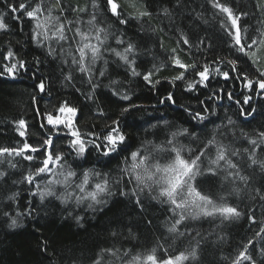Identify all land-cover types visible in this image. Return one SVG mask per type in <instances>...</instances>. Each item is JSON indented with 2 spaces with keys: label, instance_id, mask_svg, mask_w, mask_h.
Instances as JSON below:
<instances>
[{
  "label": "trees",
  "instance_id": "obj_1",
  "mask_svg": "<svg viewBox=\"0 0 264 264\" xmlns=\"http://www.w3.org/2000/svg\"><path fill=\"white\" fill-rule=\"evenodd\" d=\"M41 2L44 9L53 10L54 16L60 15L62 6L64 17L79 20L73 27L84 31L89 28L87 21L95 14L97 25L108 32L106 47L123 51L124 45L116 43L117 37L125 44L136 45L130 59L135 58L134 67L141 75L133 76L131 68L109 51L103 52V58L92 66L90 74L81 73L72 63L73 57L79 59V54L71 40L61 42L63 49L54 40H34L35 21L23 13H11L8 4L25 3L31 10ZM117 2L121 5L122 15L128 18L127 24H120L111 16L105 0H96L98 7H93V0H61L60 5L56 0H0V17L7 25L6 30H0V68L20 60L26 62V70L18 71L14 77L0 76V147H21L25 141L40 147L43 140L51 136L55 151L64 153L66 165L77 172V182L80 173L94 169L108 175L116 193L108 198L102 211L89 208L90 201L78 205L73 199L64 205L48 197L41 202L39 194L33 196L31 193L37 191L36 184L43 189L45 179L38 177L30 185L23 178L34 171L44 156L32 153V161L15 155L0 157V171L6 172L0 179V212L10 214L9 217L0 214V264H93L100 258L101 250L109 248H118L121 253L127 251L129 256L125 259L147 254L152 249H157L158 256H164L165 249L168 256H175L195 248L196 259L185 264H233L246 250L252 259H240V264H264V232L260 231L264 228V200L257 194V190L264 194V173L256 166L250 167L248 159L253 148L250 140H256L260 145L255 149L256 157L264 159L261 150L264 138L260 137L264 132V94H258V89L250 91L246 88L240 72L232 71V66L227 63L239 56L236 67L255 80L264 67V46L256 49L259 54L256 64L238 53L229 36L233 29L228 14L213 6L215 0ZM219 3L230 7L236 15L247 13L238 21L243 38L264 39V11L261 10L264 0H219ZM142 11L151 15L137 18ZM45 16L47 11L40 16L41 21ZM68 35L71 37L72 33ZM184 39L189 43L184 44ZM52 49L55 52L49 55ZM9 51L14 57L4 60ZM173 57L189 66L195 64L199 70L207 65L210 79L187 90L188 84H196L199 77L189 67L183 80H175L183 69L174 66ZM99 71H104L105 75L100 76ZM148 72H153L152 83L143 79ZM224 72L229 73L228 79L224 78ZM41 81L45 85L44 92L37 87ZM169 93L173 95L174 103L167 100ZM125 95L130 99L121 98ZM246 96L251 97L247 104L244 103ZM65 102L78 110L74 119L82 134H99L106 131V125L118 120L127 136L126 145L122 146L124 150L104 156L89 145L84 157H76L69 149L67 130L61 127L58 133L49 131L51 126L46 125L43 115L57 114L56 109ZM130 105L137 107L123 112ZM205 108L207 112L202 111ZM198 111L207 117L205 121L192 118ZM249 112L252 114L247 115ZM21 119L27 126L24 137L17 131V122ZM164 121L168 122L167 126ZM41 124L46 126L41 128ZM164 127L172 131L187 128L194 134L179 138L193 149V155L204 148L214 133L218 141L239 150V155L231 158L239 165L241 174L249 177L247 184L239 180L235 185L226 183L222 179L223 172L218 176H200L196 181L199 189L217 202L223 196L237 207L241 212L239 218L229 221L219 217L189 219L178 226L179 231L185 233L178 236L167 231L173 222L168 205L143 196L144 210L141 211L133 199L120 196V188L128 191L134 186L127 183L128 177L121 171L126 167L125 157L139 148L145 139L157 143L163 140L165 133L161 128ZM85 139L91 138L85 136ZM205 151L202 167L215 158V148ZM8 161L16 167H10ZM116 180L121 183L115 184ZM54 187L57 194L64 191L60 185ZM233 187L241 189L239 195L230 194ZM12 193L19 194L15 202L7 200ZM29 208L33 210L31 216L19 217L22 226L9 227L11 217ZM77 216L81 218L79 223ZM113 232L117 235L113 236ZM102 264H113V258L105 255Z\"/></svg>",
  "mask_w": 264,
  "mask_h": 264
},
{
  "label": "snow or ice",
  "instance_id": "obj_2",
  "mask_svg": "<svg viewBox=\"0 0 264 264\" xmlns=\"http://www.w3.org/2000/svg\"><path fill=\"white\" fill-rule=\"evenodd\" d=\"M57 5L61 4V0H56ZM106 9L111 14L117 18L120 24H127L128 18L122 15L121 5L117 0H105ZM218 7L222 12L228 14V19L231 21V28L234 32H229L234 40V47L237 52L248 58L252 64H256L257 61L254 59L256 56V49L260 45H264V39H252L251 37L243 38L242 29L238 23L242 15H247V13H241L240 15L234 14L230 7L219 3V0H215L213 5ZM259 7V5H257ZM93 7H98L96 0H93ZM8 8L11 13H23L32 21H35L34 35L33 39L40 41L42 40H54L63 49V44L61 42H68L71 40L72 43L76 45V51L79 54V59L73 57L72 63L78 66V70L81 73L90 74L92 71V66L96 62L103 58V52L109 51L114 54L119 61H122L125 65L131 68V74L133 76H139L141 73L136 71L135 58L130 59V54H133L136 50V45L132 42L125 44L123 39L119 37L116 38V43L118 45H124L123 51H117L115 48L106 47V41L108 39V32L106 28L97 25V17L95 14L87 21L89 26L87 31L82 30L80 27H73V24L79 23V20L71 21L64 17L63 13L65 9L61 6L59 8L60 15H53L52 9H44L42 2L36 4L31 10H28L29 5L25 3H20L18 6L13 4H8ZM264 11V8L261 9ZM44 11H47V16L41 21L40 16ZM76 11V9H72ZM79 11H86V9H80ZM151 13L148 11H142L139 13L137 18H143L145 16H150ZM7 25L4 19L0 17V30H6ZM71 32L72 36L69 37L68 33ZM95 41V43H93ZM184 44H188L189 41L184 39ZM55 49L49 52V55H53ZM14 57V53L9 51L4 57V60H11ZM240 59L237 56L236 60L227 61L228 64L232 66V71H239L240 77L245 81V87L250 91L259 90L258 94H264V72L259 73V77L255 80L250 78L247 73L236 67L237 61ZM174 66H178L183 71L175 77V80H183L185 78V72L191 67L195 75L199 77V81L196 84L189 83L187 90H192L197 84H204L210 79V69L207 65L203 66L202 70H199L195 64L189 66L184 64L178 57H173ZM107 63V61H105ZM20 70H26V62L23 60L17 63L5 64L0 68V76L7 74L8 76L14 77L16 73ZM216 71H219L217 69ZM100 76H104V71H99ZM153 72H148L143 75V79L152 83L151 77ZM223 76L225 79L229 78V73L224 72ZM71 79V77H68ZM89 82L91 83V76L89 75ZM115 83V81H113ZM159 83V81H156ZM40 92H44L45 85L41 81L37 85ZM95 88L96 85L93 84ZM115 94V93H114ZM124 100L130 99L129 96L125 95L121 97ZM229 99H231V94H229ZM251 97H245L244 103L247 104ZM167 100L174 103V98L171 93H169ZM164 101L162 100L161 103ZM137 107L136 105H130L123 109V112L130 111L131 108ZM77 109L70 107L65 102L60 105L56 112L53 114L51 112L45 113L44 118L46 120V125L51 126L49 131L56 130L58 133L63 129H66V135L70 137L69 149L72 153H75L76 157H84L88 152L89 145L94 148L97 152L104 156H110L112 153L124 150L122 146L126 145L127 136L121 130L118 120H113L110 125H106V131L101 133L88 132L82 134L80 129L75 125V117L77 116ZM207 112L208 109L202 110ZM254 112V110H252ZM39 114V113H38ZM123 114V113H122ZM252 112L247 113L251 115ZM192 118L203 122L207 117L201 114L200 111L192 114ZM18 133L20 137L25 136L26 122L21 119L18 122ZM165 126L168 125L167 121L163 122ZM232 121L229 120V124ZM41 124V128L46 126ZM153 128L157 125H152ZM161 131L165 133V138L160 140L158 143L154 140L145 139L139 148L135 151H131L128 156L125 157L126 167L121 171L124 175L128 177L127 183L133 184L134 186L125 191L124 188H120L119 194L122 197H128L134 200L136 206L140 208L141 211L144 210L143 196H147L152 200L159 201L160 203L169 206V211L172 213L173 222L171 226L168 227L167 231L171 234H176L178 236H183L185 233L180 232L178 226L183 224L186 220H198L200 218H216L219 217L222 220L229 221L240 217L241 212L237 207L229 204L225 197H220V202L214 200V198L199 189L197 186V177L204 175L218 176L220 172H223V181L226 183L236 184L239 180L247 184L249 177L242 175L239 170V165L233 161L231 157L239 155V150L232 149L228 145L216 139V133L212 135L211 139L207 140L204 148L197 151L194 155L193 149L183 144L180 141V137L194 136V134L189 133L187 128L176 129L172 131L167 127L161 128ZM219 128L217 129V132ZM85 136L91 139H85ZM94 137V138H93ZM260 137L264 138V132L260 133ZM97 141H100L97 143ZM249 143L253 146L252 152L248 159L250 160V167L256 166L262 173H264V159H258L255 155V149L260 147L256 140H250ZM264 143V141H262ZM215 148V158L208 161L206 167H202L203 159L206 156L205 149ZM264 151V148L261 149ZM248 152V149H244ZM32 153H41L44 159L40 164L35 167L34 171L25 176L24 182L28 184H34L38 177L45 179V187L40 188L39 184H36L37 191L32 192L31 195L35 196L39 194L41 202L46 198L52 197L59 200L61 204L67 205L70 200H75L76 204H82L85 201H90L88 207L94 211H102L108 204V198L113 197L116 193L113 191L114 183L108 178V175L101 174L94 169L84 170L79 174V182H77L78 174L71 168V166L66 165L65 154L62 152H56L55 146L53 144V139L51 136L43 140L40 147H34L26 141L22 143L21 147L10 148V147H0V157L3 156H21L23 159L32 161L34 159ZM223 162V163H222ZM2 163V161H0ZM9 166L12 168L16 167L15 163L8 161ZM51 175L52 178L47 177ZM6 176V172L0 171V179ZM95 178V182L92 183ZM123 176L121 177V180ZM121 180H116L115 184H120ZM55 185H60L64 191L57 194ZM126 187V185H125ZM72 191H69V189ZM241 189L238 187H233L232 193L239 195ZM79 194H76V193ZM261 200H264V194H260L257 190ZM19 194L12 193L7 197V200L15 202ZM97 206H100L97 208ZM32 209L29 208L26 212H17L15 217H11V223L9 227L17 228L22 226L18 221L19 217L27 215H32ZM5 217H9V212H0ZM80 217H76L77 223L80 221ZM253 222H255L253 220ZM150 223V221H149ZM264 232V228L260 229ZM259 235V233H257ZM113 236L117 233L113 232ZM164 256L157 255V249L150 250L147 254L132 255L129 259L125 257L129 256L127 251L121 253L118 248L102 249L99 254V259H96L93 264H102V260L105 255L113 258V264H185L186 261L190 259L194 260L197 257L196 249L193 248L191 252L185 253L180 252L175 256H168L167 250H164ZM240 259L251 260L252 258L246 254V250L239 254V257L233 264H240Z\"/></svg>",
  "mask_w": 264,
  "mask_h": 264
},
{
  "label": "rangeland",
  "instance_id": "obj_3",
  "mask_svg": "<svg viewBox=\"0 0 264 264\" xmlns=\"http://www.w3.org/2000/svg\"><path fill=\"white\" fill-rule=\"evenodd\" d=\"M233 32H234V29H233ZM263 37H264V36H263ZM263 46H264V45H263ZM258 57H259V54L256 52V56L254 57V59L257 60ZM263 62H264V61H262V64H264ZM261 71L264 72V67L262 68Z\"/></svg>",
  "mask_w": 264,
  "mask_h": 264
}]
</instances>
